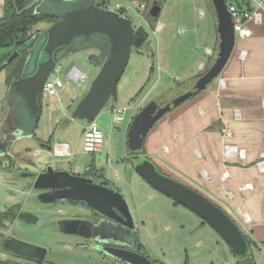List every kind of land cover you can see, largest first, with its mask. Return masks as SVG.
I'll use <instances>...</instances> for the list:
<instances>
[{
  "label": "rangeland",
  "instance_id": "374dc122",
  "mask_svg": "<svg viewBox=\"0 0 264 264\" xmlns=\"http://www.w3.org/2000/svg\"><path fill=\"white\" fill-rule=\"evenodd\" d=\"M207 1L211 4L210 0ZM230 1L227 0V3ZM81 2L35 0L34 10L59 15ZM115 3L125 9L124 14L133 20L134 25L143 26L148 36L140 48L131 49L125 70L116 84L115 95H111L94 119L103 135L99 150L85 152L83 131L88 123L79 119L69 120L70 110L99 70L95 65L101 58L102 45L98 38L79 41L76 49L66 53L55 66L50 75L58 76L64 88L58 96H43L42 112L36 123L24 110L18 97L7 99V78L13 71V61L17 57L0 69V140L3 139V129L7 136L2 144L6 150L0 148V153L4 152L0 157V215L15 206L18 210L20 206L24 212L37 218L36 224L30 227L20 220L6 219L5 228L13 233L15 239L45 248L48 254L64 252L65 248L61 245L64 238L59 234L55 219L66 217L76 207L70 202L64 206L39 201L30 178L18 180L5 169L11 166L36 173L45 163H49L55 170L83 173L84 168L94 162L97 169H102L104 178L124 198L137 228L138 240L149 260L155 264H238L228 243L210 224L154 189L139 176L134 166L144 159L154 161L143 153L130 152L126 137L133 116L143 106L150 101L164 105L186 88L189 90L193 87L196 79L206 71L199 70V66L201 62L207 64L206 49L213 47L212 38L216 33L214 17L208 11L205 0H157L156 4L153 1L115 0L111 1L108 8L113 9ZM161 3H166L162 17L156 22H148L146 13ZM164 19L170 25L159 32L157 25ZM37 26L43 29L45 23ZM11 50L12 47L0 48V55ZM72 67L85 75L79 85L69 77ZM113 106L127 109L120 124L112 122L110 110ZM62 144H67L69 154L55 152V146ZM46 145L49 149L44 148ZM5 153L8 155L4 156ZM192 154L198 161L197 153ZM10 160H13L12 165ZM157 168L165 175L196 189L216 205L221 204L207 196H212V190L199 184L194 176L192 179L185 173H179V178L159 165ZM202 176L207 180L205 172ZM226 214L243 235L249 237L245 222L250 218L246 220L242 212L234 216L229 211ZM85 251L83 249V253ZM251 254L255 264H264V240L251 245Z\"/></svg>",
  "mask_w": 264,
  "mask_h": 264
},
{
  "label": "water",
  "instance_id": "95a60500",
  "mask_svg": "<svg viewBox=\"0 0 264 264\" xmlns=\"http://www.w3.org/2000/svg\"><path fill=\"white\" fill-rule=\"evenodd\" d=\"M80 1L82 2L78 6L59 15L41 12L55 16L56 20L41 30L37 36H32L26 43L15 49L0 66V69L5 67L23 50L28 52L21 74L8 85L7 99L12 96L18 97L24 110L29 113L35 123L42 112V88L45 79L66 53L76 49L79 41L98 38L102 45L101 58L95 62L99 70L90 81L85 93L69 112V120H85L89 124L94 121L111 97L128 63L131 49L140 48L148 36L145 28L134 25L133 20L128 16L99 6L96 0ZM211 2L215 11L218 33V50L214 60L189 90L164 105L150 101L134 115L126 134L130 152H139L149 129L161 116L202 91L219 75L226 64L235 42L234 22L225 0H211ZM158 13V6L150 8L149 19L156 18ZM2 136L0 148L3 151L6 150V146L2 148V144L7 137L4 129ZM44 148L49 149V146L46 145ZM2 153L4 152H1L0 156ZM134 170L154 189L190 209L210 224L228 243L233 254L238 258V264H255L252 255L249 254L250 246L245 236L236 223L213 201L190 186L163 174L149 159L136 164ZM32 174H36L33 182L34 189L51 191L55 186H67L68 194L72 193L77 200L84 201L90 207L103 211L104 206L106 209L112 208L118 202L127 212L129 211L119 190L106 186L105 182H103L104 185L96 184L90 178L76 176L66 170H55L49 163H45L43 170ZM66 181L65 185L60 183ZM42 194L48 198L52 196L43 192L40 195ZM37 199L44 203L53 201L44 199V196H38ZM17 216L20 219L36 221L28 212L22 211ZM134 233V238L139 243L136 231ZM16 244L35 251L40 261L46 251L45 248L18 240ZM111 254L129 264H152L146 256L127 250L121 249Z\"/></svg>",
  "mask_w": 264,
  "mask_h": 264
},
{
  "label": "crops",
  "instance_id": "0c3cea01",
  "mask_svg": "<svg viewBox=\"0 0 264 264\" xmlns=\"http://www.w3.org/2000/svg\"><path fill=\"white\" fill-rule=\"evenodd\" d=\"M148 1L156 4L157 0ZM205 1L217 27L214 8ZM259 1L261 4L256 0L229 2L239 4L238 9L248 13L240 20L249 35L241 37L235 32L238 39L219 75L149 129L143 153L176 177L180 178L179 173L192 179L194 176L199 184L212 190V196H207L219 201L221 204L217 205L225 213L247 215L250 219L245 222V231L254 241L264 240V172L256 166L264 153V2ZM165 4L156 5V21L162 17ZM169 25L164 19L157 28L161 32ZM212 44L205 52L207 64L201 62L199 70H205L216 56L217 28ZM219 79L224 80L222 86ZM225 125L231 130L228 138L221 132ZM225 143L236 145L242 156L225 159ZM192 153H197L198 161ZM225 171L227 174L223 175ZM204 172L207 180L202 176Z\"/></svg>",
  "mask_w": 264,
  "mask_h": 264
},
{
  "label": "flooded vegetation",
  "instance_id": "af4514ba",
  "mask_svg": "<svg viewBox=\"0 0 264 264\" xmlns=\"http://www.w3.org/2000/svg\"><path fill=\"white\" fill-rule=\"evenodd\" d=\"M6 155L8 154L5 153L4 156ZM10 161L12 165L13 160ZM43 168L44 166L37 172L43 170ZM5 170L10 171L18 180L30 178L34 182L36 178V174L15 169L11 166ZM160 172L162 171L160 170ZM70 173L76 176L90 178L96 184L104 185L103 182H105L106 186L115 188V186H111L104 178L102 169L95 167L94 162L87 165L83 173ZM67 181L60 183L65 185ZM68 188L67 186H55L51 191L36 189V198L38 196H44V199L53 200L49 202L50 204H62L65 206L67 202H70L73 207H76V210L70 212L66 217L55 219L56 226L59 228V234L64 238L61 242L62 247L65 248L64 252H51L48 254L46 250L40 261L35 251L31 249L27 250L23 246L16 244L17 239H15L13 233L7 231L5 228V220H20L28 224V226L35 225L37 222L35 216L33 217L36 221L33 222L18 218L17 215L24 211L18 206V210L14 213L13 210H8L6 214L3 213L0 215V260L7 261L10 264H129L111 254L121 249L146 256L142 245L140 242L137 243L136 238H134V231L137 228L134 224L133 217L129 211H126L123 205L117 202L112 208L109 207L106 209V206H104L103 211H100L88 206L84 201L77 200L71 193L72 197L67 192ZM42 192L47 195L51 194V198L43 194L40 195ZM83 249H86L85 253H83ZM235 259L238 263L236 256ZM150 262L155 264L151 260Z\"/></svg>",
  "mask_w": 264,
  "mask_h": 264
},
{
  "label": "trees",
  "instance_id": "16d2710c",
  "mask_svg": "<svg viewBox=\"0 0 264 264\" xmlns=\"http://www.w3.org/2000/svg\"><path fill=\"white\" fill-rule=\"evenodd\" d=\"M34 1L35 0H3L0 14V48L12 47V50L6 54L0 55V66L13 50L19 48L22 44L26 43L32 36H37L41 30L50 26L56 20V17L53 15L36 12L34 10ZM111 1L115 0H96V3L102 7H109ZM140 1H142V3L146 1L148 2V0ZM262 1L264 2V0ZM116 4L118 3H115V5ZM237 7L241 8L239 4L237 5ZM117 11L120 14L125 15V9L122 6H120ZM145 17L148 22L156 21L155 18L149 19L148 13H146ZM41 23H45V27L43 29L36 28L38 27L37 25ZM27 55L28 52L26 50H23L13 61V71L11 75H9L7 78L8 85L12 80L18 78L21 74L24 68ZM115 93L116 90L114 89L112 95H115ZM136 153H144V147H142L141 151ZM158 170L160 171V169ZM10 210H13L14 213L16 211V206L11 208ZM244 236L250 246L249 254L252 255L251 245L255 244L256 242L252 238L246 235ZM0 264L10 263H8L7 261L0 260Z\"/></svg>",
  "mask_w": 264,
  "mask_h": 264
},
{
  "label": "built area",
  "instance_id": "2783aa9c",
  "mask_svg": "<svg viewBox=\"0 0 264 264\" xmlns=\"http://www.w3.org/2000/svg\"><path fill=\"white\" fill-rule=\"evenodd\" d=\"M225 1L227 3V0ZM256 1L259 4H261L259 0H256ZM119 7L120 6L116 4L113 10L117 11ZM227 9L232 16L235 32H238L241 37L249 35L250 33L249 29L242 27L241 20H240L241 17L247 16L248 13L238 9V7L234 3H227ZM0 14H1V11H0ZM69 77L79 85L80 81H82L85 78V75L78 68L72 67L69 71ZM219 84L220 86H222L224 84V80L219 79ZM63 88H64V84L62 80L58 76H51L49 74L44 81L43 88H42V94L43 96H48V97L58 96L59 92L63 90ZM43 104H44V100H43ZM110 111L112 115V122H114L115 124H120L125 118V113L127 109L121 106H117V107L113 106ZM221 132H222V135L226 138L231 136V130L226 125L221 129ZM102 142H103V135L101 131L99 130L98 126L96 125L94 121L90 122L84 128V131H83V150L85 152L93 153L100 149ZM55 152L57 154H64V153L69 154L70 153L67 144L56 145ZM235 155L242 156V151L238 150L236 145L225 143L223 146V157L226 159L229 157H233ZM256 166L261 172H264V153H262L260 159L257 160ZM226 174L227 172L225 171L223 175H226ZM245 218L247 220L248 216L245 215Z\"/></svg>",
  "mask_w": 264,
  "mask_h": 264
},
{
  "label": "bare ground",
  "instance_id": "6f19581e",
  "mask_svg": "<svg viewBox=\"0 0 264 264\" xmlns=\"http://www.w3.org/2000/svg\"><path fill=\"white\" fill-rule=\"evenodd\" d=\"M134 117V116H133ZM101 148V147H100Z\"/></svg>",
  "mask_w": 264,
  "mask_h": 264
}]
</instances>
